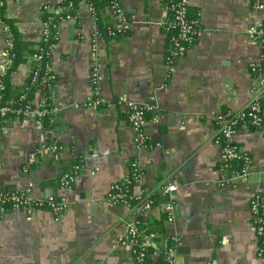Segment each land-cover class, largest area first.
<instances>
[{"label":"crops","instance_id":"1","mask_svg":"<svg viewBox=\"0 0 264 264\" xmlns=\"http://www.w3.org/2000/svg\"><path fill=\"white\" fill-rule=\"evenodd\" d=\"M63 1L4 0V16L14 21L27 51L39 43L41 7ZM186 3L201 33L172 68L165 62L168 41L161 30V0H120L131 28L117 38L97 33L84 4L76 20L60 24L51 59L56 82L50 119L60 154L57 160L51 155L38 158L39 130L33 121L10 120L0 132V191H19L31 183V198L42 200L51 192L66 199L67 209L60 218L41 209L4 215L0 264H135L125 237L128 227L160 221L161 233H147L150 247H156L148 256L152 264L173 236L178 238L175 264H264L257 257L249 206L256 193L264 204V123L259 129L241 127L234 135L235 144L251 159L247 182L222 174L221 151L214 143V117L243 109L256 94L258 81L250 64L258 61L259 47L246 31L263 23L264 13L253 9L252 0ZM105 17L112 25L111 13ZM4 39L0 27V62ZM93 44L105 105L86 110L80 106L92 90ZM31 63L27 54L11 75L13 90L22 89ZM122 96L150 108L145 134L151 148L135 145L126 105L118 102ZM40 98L34 97L36 105ZM78 157L81 168L70 189L45 186ZM133 160L141 176L132 192L149 199L150 210L138 202L125 206L106 198L111 184L130 176ZM223 177L227 182L221 186ZM163 185L177 187L171 221L159 195ZM154 194L157 202L150 199Z\"/></svg>","mask_w":264,"mask_h":264},{"label":"built area","instance_id":"2","mask_svg":"<svg viewBox=\"0 0 264 264\" xmlns=\"http://www.w3.org/2000/svg\"><path fill=\"white\" fill-rule=\"evenodd\" d=\"M164 10V22L161 24V30L167 37L168 47L165 55V62L169 68H172L175 61L184 56L189 50L190 46L194 44L201 33V28L197 18H190L186 0H161ZM93 24L96 26V12L91 6L85 5ZM252 7L256 11H263L264 0H252ZM65 10L58 5H43L42 12H50L55 16L60 15ZM111 16L113 19L112 27L117 32L129 31L131 22L127 18L120 0H113L111 5ZM73 21L70 16L64 17L62 22ZM0 27L5 36L4 50L2 53V60L0 62V77L3 76L5 70L10 65L8 58L9 50L12 48L11 41L7 38L8 26L0 19ZM49 21L40 22V39H45L49 31ZM55 29V38L58 41V32L60 25H52ZM247 36L251 42L259 47V59L257 62L250 64V71L258 81V88L253 98L246 104V106L236 112L223 111L214 117L215 136L214 143L219 146L220 154V171L222 174H232L236 179L247 182L252 172L251 159L244 154L234 142V135L237 130L247 125L254 129H259L264 123V22L257 25L250 26L246 31ZM55 46V45H54ZM54 48V47H53ZM43 52L41 54H33L31 62L39 61L43 54L50 59L44 65L47 76L42 80V85L46 88L47 84L54 79L52 66V51ZM90 59V78L92 84L91 93L86 97L81 104V108L86 110H98L104 107L105 101L101 97L99 85V64L98 53L93 44L89 54ZM36 76V73H35ZM37 93L36 95H39ZM54 97V89L51 91ZM22 100V98L20 99ZM119 103L126 105L127 121L133 132V141L138 148H151V142L145 134V126L147 123V114L150 108L140 105L136 102L129 101L125 97L118 98ZM46 101L40 98V103L35 104L34 100L28 102L22 107L12 108L7 102H3L0 97V116L4 117L7 114H14L15 116L23 117L24 119H31L34 126L39 130V144L37 146L36 155L38 158L44 155H51L55 160L58 159L61 148L53 139L52 130H44L41 119L47 113ZM55 110L52 108V113ZM49 139L52 142H49ZM149 145V146H148ZM157 145V144H154ZM69 173H65L60 177L59 189H70L76 175L79 173L81 165L76 164L71 167ZM25 172L27 168H25ZM136 161L130 162V170L133 174L124 178L122 181L113 183L109 186L107 192V200L113 204L129 206L135 202L142 204V209L150 210L152 202L149 199L145 200L142 193L134 194L131 191L132 185H137L140 181L141 172ZM227 179L223 177L219 182L221 186L226 184ZM33 185L29 183L25 188L14 192L13 194H3L0 192V218L6 215L3 211V204H10L11 210H20L29 214L34 209H41L49 211L55 218H60L67 209V201L63 197L54 195L47 196L39 200L30 197ZM177 187L174 185H163L159 189V195L165 199L166 220H173V212L175 202L173 193ZM250 211L255 222V232L259 247L257 250V257L264 261V204L258 193H256L249 202ZM126 242L132 248V253L135 258V264H149L147 256L152 236L144 234L139 231L137 225L131 224L127 229ZM140 240V242H138ZM178 238L173 236L170 238L169 245H166L163 250L162 260L164 264H175L176 248L175 245Z\"/></svg>","mask_w":264,"mask_h":264},{"label":"trees","instance_id":"3","mask_svg":"<svg viewBox=\"0 0 264 264\" xmlns=\"http://www.w3.org/2000/svg\"><path fill=\"white\" fill-rule=\"evenodd\" d=\"M112 2L113 0H64L63 2L58 4L59 7L65 8V10L62 13H60V15L55 16L50 12H42L40 15V22L49 21L50 23L48 34L44 40L39 39V43L36 46H32V48L28 49L27 51V46H23L20 43V36L14 26V21L4 16L5 3L4 0H0V19L8 26L7 38L12 43V48L9 50V54H8L10 65L5 70L3 76L0 77V97L2 101L7 102L12 108H19L24 106L28 102L32 101L36 96V94L40 93L41 97L44 98V100L46 101L45 108L47 110V113L41 119L43 129L52 130V123L50 119L53 115L51 103L54 97H52L51 91L52 89H54V84L56 82V75L54 74V79L47 84L46 88L42 85V80L44 79L45 76H47V73L44 69V65L46 64V62H48L50 56L48 58L43 54L42 58L39 61L31 63L30 73L20 91H15L12 89L11 75L15 72L17 67L25 61V56L27 54L31 56L33 54H41L40 50H42L43 52L51 53L52 48L57 43V40L55 38L56 31L51 26L60 25L64 17H66L67 15L73 18V20H76V12L80 4L91 6L92 9L96 12V25L98 26L97 28L98 34L106 38H117L126 35L128 31L117 32L106 20L107 18L105 17V15L107 14V12L109 13L112 12L111 11ZM187 8H188L189 17L196 18L192 10L190 13V9L188 6ZM191 14H193V16ZM21 98L22 100H20ZM14 118L24 119L23 117L15 116L14 114H7L4 117L0 116V132L4 129V127L7 126V123ZM51 140L49 139V142H52ZM80 162L81 160L79 157L71 161L69 166L61 170V174L59 175L58 179L49 182L45 186H51L53 189L59 187L60 177L65 173L71 172L72 170L71 167L76 164H79ZM131 174H133L132 171L130 172V175ZM134 186L136 185H132L131 191ZM17 191L13 190L5 193L1 191L0 192L3 194H13L14 192ZM150 197H151L150 199L154 200L155 202L158 201L155 200L157 199L155 194ZM2 207H3V211H5L6 214L12 211L11 206L8 203L3 204ZM138 229L144 234L161 233L162 221L146 224L144 228H140L139 226ZM153 241H155V239H153ZM138 242H140V240H138ZM155 249H156L155 246L150 247L148 253L149 254L152 253V251ZM160 255H161L160 259L155 264H164L162 260L163 253L161 252ZM147 261L149 264H152L151 263L152 261L148 259V256H147Z\"/></svg>","mask_w":264,"mask_h":264},{"label":"water","instance_id":"4","mask_svg":"<svg viewBox=\"0 0 264 264\" xmlns=\"http://www.w3.org/2000/svg\"><path fill=\"white\" fill-rule=\"evenodd\" d=\"M255 176H256V179H257L258 178V175H255ZM3 190L6 191L4 188H3ZM50 195H52L51 192H49V194L47 196H50Z\"/></svg>","mask_w":264,"mask_h":264}]
</instances>
